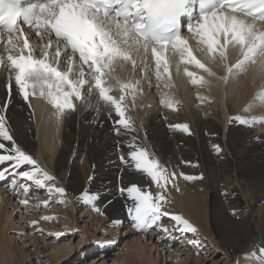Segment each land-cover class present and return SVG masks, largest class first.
<instances>
[{
    "label": "snow or ice",
    "instance_id": "1",
    "mask_svg": "<svg viewBox=\"0 0 264 264\" xmlns=\"http://www.w3.org/2000/svg\"><path fill=\"white\" fill-rule=\"evenodd\" d=\"M185 18L187 36L183 32ZM25 26L31 32H26ZM262 26L264 0H0V68L8 69L5 84L8 99L0 105V165L8 166L0 168V180L11 172L13 177L46 188L49 199L42 202L45 207L53 193L61 197L66 194V189L57 185L56 178L18 145L12 134L6 111L13 85L29 107L30 97L43 99L53 109L57 123L76 110L75 101L88 102L87 98L95 95L114 109L117 117L113 121L114 133L128 135L138 129L126 114L125 101L130 95L134 105L143 90L140 80H124L118 76V68L130 65L133 73L139 70L149 85L154 76L156 87L161 89L160 104L175 111L179 101L166 91L174 87L170 57L178 56L180 63L194 65L203 71L204 75H200L187 66L183 68L189 83L200 88H211L213 80L224 84L239 80L249 67L264 80ZM31 33L39 43L31 42ZM192 40L206 53V61L194 54ZM230 49L237 52L235 62L229 59ZM149 52L152 62H146ZM212 64L222 67L223 74L218 75L210 66ZM176 72H180L179 64ZM114 89L120 92L118 98L111 94ZM197 98L201 103L207 99L199 93ZM256 99L261 102L259 106L264 107V95ZM253 106L250 103L244 110L251 111ZM233 119L248 127L264 124V115ZM169 127L192 135L187 123ZM121 145L126 152L119 151ZM212 147L216 153L222 151L220 145ZM117 150L121 164L134 174L149 177L155 185L153 190L150 186L129 182L118 188L119 194L130 202L126 212L132 227L137 231L155 227L167 233L169 229L161 221L168 217L180 232L196 233L197 228L188 219L167 210L166 193L170 186L179 191L176 181L180 177L192 181L203 179V175L196 177L181 172L178 176L175 171L169 172L153 152L137 142L135 135L126 142L117 141ZM25 166L26 170H21ZM93 178L90 176L89 181ZM16 184L13 178L14 189ZM22 189L25 199L20 203L27 207L30 187L22 185ZM79 199L98 214H104L96 205L100 199L98 192L83 191ZM57 202L64 203V200ZM56 218L43 216L41 219ZM37 223L30 221L32 226ZM55 235L59 238L63 233ZM189 243L199 247L201 242L192 240ZM245 256L264 264V246Z\"/></svg>",
    "mask_w": 264,
    "mask_h": 264
},
{
    "label": "bare ground",
    "instance_id": "2",
    "mask_svg": "<svg viewBox=\"0 0 264 264\" xmlns=\"http://www.w3.org/2000/svg\"><path fill=\"white\" fill-rule=\"evenodd\" d=\"M27 32H31V30ZM183 32L185 36L188 35L186 25ZM30 39L34 44L39 43L34 33H31ZM190 44L197 58L206 61V53L196 47V42L192 40ZM229 59L231 62H235L237 59L235 50L230 49ZM146 62H152L150 52ZM170 63L174 87L166 91H170L179 101V110H171L175 120H169L165 118L166 115L163 116L162 112L167 107L160 104L161 89L156 87L154 76L151 79V85H149L148 80L142 78V73L139 70L133 73L131 66L128 65L123 69L118 68L117 75L124 80H140L142 95L137 97L134 105L130 95L126 99L127 115L131 116L135 126L138 127L137 132L117 136L113 131V121L117 119L114 109L100 101L95 95L88 97V102L75 101L76 110L62 122L57 123L53 109L43 99L30 97L31 107H29V104L18 95L17 89H12L11 102L6 111L8 125L18 145L56 178L58 186L71 190L73 193V195L61 197L66 202L63 205L60 204L65 218L70 219L69 231L72 228H77L72 226L74 219L72 210L75 208V202L80 200V193L83 191L98 192L100 199L96 201V205L101 208L104 214L100 215L96 212L99 218H95V223L92 226L96 225V222L99 223V219L106 218L109 221L107 222L109 226L107 232L111 234V238L110 240L106 238L107 243H104L101 237L99 239L104 243V246L108 245L109 248L117 241V231L127 217L126 208L122 209L121 206L130 203L125 197L121 198L122 203L119 201L117 197H121V195L118 188L127 186L129 182L150 186L149 182L138 174L135 177L131 176V173L125 175L126 171L124 172L123 168L126 166L121 164L118 158L117 141L126 142L132 135H135L137 142L153 152L169 171H175L178 176L182 171L196 177L203 175V179L192 181L184 180L182 177L178 178L179 191L175 188L173 191H169L171 210L174 212L179 210L200 233H203V227L207 226L206 214L209 210L213 232L209 233L208 240L212 248L220 246L226 253L229 251L227 256H242V254L250 253L253 249L264 246V124H260L262 129L254 130V127L240 125L233 117L264 115V107H260L261 102L256 99L258 95H264V87H262L264 80L254 71L253 67H249V70L239 80H232L227 84L213 80L211 88H200L189 83V78L183 73V68L187 66L190 71L204 75L202 70L197 69L194 65L180 63L178 56L170 57ZM177 64L180 65L179 74L176 72ZM210 66L218 75L223 74L222 67L216 64ZM6 72L0 70V85L7 83L8 69ZM13 86L15 87V85ZM85 93H87V89ZM198 93L207 98L203 103L197 98ZM111 94L117 98L120 96L118 89H114ZM7 99L6 87H0V105ZM197 103L201 106L197 107ZM250 103L254 105L252 110L245 111L244 109ZM155 109L157 114L154 112ZM158 109L162 111L159 112ZM94 112H96L95 116H93ZM110 113L111 115H109ZM183 119H186L187 122H183ZM177 123H187L194 139L190 135L169 127V125ZM212 145H220L222 151L216 153ZM119 151L126 152L127 149L121 145ZM183 161H188L190 164L183 163ZM7 166V164H3L0 165V168ZM26 167L21 170H26ZM90 176L94 177L91 181H89ZM9 178L11 181L6 182ZM13 178L17 181L15 189L12 186ZM21 180L23 179L13 177L11 172L5 179L0 180V217L4 215L6 218L5 220L0 219V264H25L23 261L28 258L30 251L32 252L31 249L27 250L26 248L30 241H32L33 248L38 246L36 240L43 242L41 247L44 250L48 244L53 249L55 246L59 247L54 252L66 251L69 246L67 241L53 246L46 240V232L43 231V235L39 234L41 236L39 237L34 235L33 230L30 231L32 234L28 233L25 227L20 236L7 235L2 222L6 226L14 222L13 219H9L11 212L7 211L6 207H11V211L19 212V206L13 204V196L17 197L19 202L25 199V196L22 197L23 193L21 196L19 193L22 189V186L20 189L21 184L19 183ZM32 184L35 183L32 182ZM29 187L31 192L34 186ZM45 190L47 189L45 188ZM207 194L210 195L208 197L209 208L205 204ZM58 197H55L56 201L60 200ZM31 199L28 198L30 204L33 201ZM233 210H235V215ZM57 211L54 210V212ZM54 214L51 213V215ZM42 216H46V212ZM35 218L38 219V217ZM198 218L203 221L200 223ZM102 228L104 231L107 230L105 226ZM83 229L88 230V225ZM154 231L156 230L154 229ZM128 232L129 230H126L122 235L127 236ZM26 233L29 234V238H34V240L13 247V240L20 239L22 241L26 237ZM153 234L152 230L148 239H152L153 236L157 237V234L160 233L157 231L155 235ZM160 236L158 235V238ZM146 242L138 238L126 240L124 245L129 250L128 255H125L126 264H132L134 260H139L140 264H143L144 258L146 263L154 264L150 260L151 257L147 256L148 252L146 253V248L149 249L152 243L146 245ZM178 250L180 252L181 248L178 247ZM66 256L67 254L64 253L60 258ZM130 256L133 257V260ZM93 259L97 260V257H93ZM118 260L122 262V260ZM99 261L106 264V260L100 258ZM240 263L258 264V261L246 256L239 260Z\"/></svg>",
    "mask_w": 264,
    "mask_h": 264
},
{
    "label": "rangeland",
    "instance_id": "3",
    "mask_svg": "<svg viewBox=\"0 0 264 264\" xmlns=\"http://www.w3.org/2000/svg\"><path fill=\"white\" fill-rule=\"evenodd\" d=\"M0 70H2V72H4V73H7L6 72L7 68H0ZM4 86L5 85H0V87H4ZM13 90H16V88L14 86H13ZM84 91H86V89ZM125 103L127 104L126 101H125ZM200 106L201 105L197 103V107H200ZM158 110H159V112L162 111L161 109H158ZM171 110L172 109L166 108L162 112L163 116L166 115L165 118H167L169 120H175V118H173V114H172ZM156 111L157 110L155 109L154 112H156ZM95 113L96 112L93 113V116H95ZM157 113L158 112H156V114ZM184 121L187 122L186 119H183V122ZM261 127L262 126L260 124H257L254 126V130H260L263 128V127L262 128ZM136 128L138 129V127H136ZM263 132H264V128H263ZM190 136H191V138L194 139L193 134ZM123 170H124V172L126 171L125 173L123 172L125 175H129V173H131L130 175L131 176L133 175V177H135L137 175V174L134 175L133 171L127 167L123 168ZM169 172H171V171H169ZM138 175L141 178H143L144 180L148 181L150 184V187L153 190H155V185L151 184L149 177L142 176L141 174H138ZM186 175H188V174L186 173ZM9 181H11L10 178L6 182H9ZM25 182H26V180H24V179L19 182L21 184L20 189H21V186L23 184L29 185L31 187L34 186V189H33L34 191L32 190L31 192H29L30 195H28V197H27L30 199L32 198L31 199V200H33L32 204L29 203V206L26 207L18 201L19 199L17 197L13 196L14 206H19L20 209L18 212L17 210L11 211L12 210L11 207H8V206L6 207V210L11 212V216H10L11 218H9V219H13V222H14L13 224L10 223L7 226L5 225L4 222H2V225L6 229L7 235L8 236L12 235L13 237L14 236L16 237V235L20 236L21 234H23L22 231L25 227V229H26V231H28V233L31 230H33L34 235L39 236V237H41L43 235V233H42L43 231L46 232V234H47V235H45V237H47L46 240L49 241L53 246L58 245V244L60 245V243L62 241H67V243L69 245L68 248H66V251L58 250L57 252H54L59 247L55 246V249H53V248H51V245L48 244L44 250V248L41 247L43 245V242H40V240H36L37 241L36 244H38V246H36V248H33L31 245L32 241H30V240H34V238H29V236H28L29 234L26 233L27 235L24 238V239H26V241H24V239H22V241L20 239H15V240H13L14 242L12 243L13 247H18L19 245H22V244L30 241L29 243H27L26 248H27V250L31 249L32 252L30 251V254H29L27 259H25V260L23 259L24 260L23 263H25V264H104L102 261H99L100 258H101V260H106L105 261L106 264H126V261H125L126 256L125 255L126 254L128 255L129 250L124 245V243L126 242V240L127 241L133 240L135 238H138L139 240H141L143 242L147 241L146 245H150V242L152 243L151 247H149L150 250L148 248H146V253L148 252L147 256L149 255V258L151 257L150 260H152L154 262V264H239V260L242 257L243 258L246 257L245 254H242V256L241 255H229V256H227L228 255L227 253H229V251L226 253L225 250L223 248H221L220 246L216 247V248H212L211 244L209 243L210 241L208 240L209 233L213 232V226H212L211 221H210L209 210H207V214H206V216H207L206 217V225L207 226L205 228L203 227V229H204L203 233H200L198 230L194 234L193 233L180 232L179 230H177L174 227V224H175L174 221H172L168 217H163L161 222L165 227H167L169 229V231L167 233H165V232L161 231L160 229L157 230V228L154 227L153 229H151V231L153 230V232H154L153 235H155L157 231L160 234H157V237L153 236L152 239H148V236L150 237V235H149V233L151 232L150 230H148V231H137L136 229H134L132 227V223L127 216L124 223L122 225H120L121 228L117 231V236H118L116 238L117 241H115L113 244H111L110 245L111 247L109 248L108 245L104 246V243H107V241H105L106 238L109 240L111 238V234H109V232H107L109 230V226H108L107 222H109V221L106 218H102V219H99V221H100L99 223L96 222L97 227H95L96 225L92 226V224L95 223V218H99V217L90 205H86L82 200L75 202V208L72 210L73 218H74L73 222H72V226H74V227L76 226L77 228H72L71 231H69L68 223L70 222V219L68 220L65 218V216H64L65 213H62L63 210H62V208H60L61 205H63L66 201H64V203H58L57 201H59V199L56 201L57 198H55V197H58L59 195L58 194L55 195V193H53L54 195L51 196L49 205L47 207H45L43 205V203H41V202H43L44 200L49 198L47 190H45V188H40L37 185L32 184V182H30V181H28L26 183ZM178 183L179 182L176 181L177 185H178ZM191 183H193V182H191ZM22 190L23 189H21V192H19L20 196L23 193ZM173 190H174V188H172L170 186L169 190L166 193L168 200H169V203L167 205H165V207L167 208V210L170 208L169 210L172 211V213H178V214H181L183 216V214L179 210L175 211V212L173 210H171L172 206L170 203L171 198H170L169 191H173ZM35 192H37V193H35ZM101 192H103V191H101ZM69 195H73V193L71 192V190L66 189V194L63 197H66ZM103 195H105V194H103ZM22 197H24V195H22ZM52 197H54V198H52ZM122 197L123 196L117 197L121 203H122V201H121ZM208 197H210L209 194L206 195L205 199L207 200V202H205V204L209 208ZM58 198H60V200H61V196H59ZM71 198H72V196H71ZM37 205H39V207H37ZM57 207H58V211H57ZM124 207L126 208V205L121 206L122 209ZM27 208H28V210H27ZM54 210L57 212H54ZM42 211H43V213L46 212V216H55L57 218L54 220H51V221H45V220L41 219L43 217ZM51 211L53 212V214L54 213L55 214L51 215V213H52ZM39 214L41 215V217H39L40 216ZM35 217H38V219H36ZM0 219L5 220L6 218L4 217V215H2L0 217ZM34 219L38 222L36 226H32L31 224H29L30 221H32ZM63 219H64L65 223H64ZM198 221L199 222L203 221V219H199ZM62 223H64V224H62ZM101 224H102V227L103 226L107 227V228H105V229H107L106 231H104V228L100 227ZM27 225H29V226H27ZM86 225H88V227H89L88 230L83 229ZM27 227H28V229H27ZM112 229L114 230V228H112ZM112 229H110V231H112ZM154 229L156 231H154ZM37 230H38V232H37ZM120 230H121V232H120ZM126 230L127 231L129 230L128 235L127 236L122 235L123 232ZM88 231L91 232L92 234H90ZM30 233L32 234V232H30ZM56 233H63V235H61L59 238H57V236L55 235ZM158 235L159 236L161 235L160 238H158ZM100 237L104 243L101 242V240L99 239ZM81 240H82V242H81ZM162 240H165V241H162ZM192 240H199L201 242L200 246L196 247V246H193L192 244H190L189 242ZM178 247L181 248L180 252H178L179 251ZM121 249H123V250H121ZM174 249H177L178 251L174 250ZM64 253L67 254V256L60 258L62 256V254H64ZM93 257H97V260L93 259ZM130 258L133 260L132 256H130ZM118 259L122 260V262L119 261ZM93 260L95 262H92ZM143 260H144L143 264H150L149 262L146 263L145 258ZM132 264H140V261L134 260L132 262ZM240 264H242V263H240Z\"/></svg>",
    "mask_w": 264,
    "mask_h": 264
}]
</instances>
